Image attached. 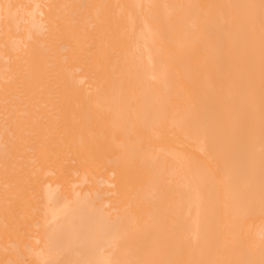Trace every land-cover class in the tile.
I'll return each instance as SVG.
<instances>
[{
    "label": "bare ground",
    "instance_id": "obj_1",
    "mask_svg": "<svg viewBox=\"0 0 264 264\" xmlns=\"http://www.w3.org/2000/svg\"><path fill=\"white\" fill-rule=\"evenodd\" d=\"M261 0H0V264H262Z\"/></svg>",
    "mask_w": 264,
    "mask_h": 264
},
{
    "label": "snow or ice",
    "instance_id": "obj_2",
    "mask_svg": "<svg viewBox=\"0 0 264 264\" xmlns=\"http://www.w3.org/2000/svg\"><path fill=\"white\" fill-rule=\"evenodd\" d=\"M261 9L264 10V0H261V5H260ZM9 264H18V262L15 261H9ZM262 264H264V262H262Z\"/></svg>",
    "mask_w": 264,
    "mask_h": 264
}]
</instances>
